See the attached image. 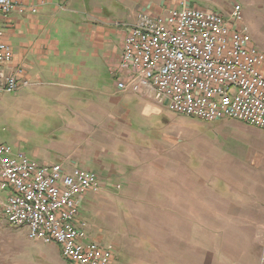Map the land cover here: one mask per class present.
Masks as SVG:
<instances>
[{
	"label": "rangeland",
	"instance_id": "obj_1",
	"mask_svg": "<svg viewBox=\"0 0 264 264\" xmlns=\"http://www.w3.org/2000/svg\"><path fill=\"white\" fill-rule=\"evenodd\" d=\"M125 38L117 44L124 47ZM38 96H0V144L60 164L69 151L58 142L68 135L58 130L57 103ZM144 100L131 124L88 135L69 158L102 185L79 200L91 239L113 246V264H186L201 250L207 264H264V130L231 119L204 122ZM0 264L67 261L55 245L30 240L0 217Z\"/></svg>",
	"mask_w": 264,
	"mask_h": 264
},
{
	"label": "built area",
	"instance_id": "obj_2",
	"mask_svg": "<svg viewBox=\"0 0 264 264\" xmlns=\"http://www.w3.org/2000/svg\"><path fill=\"white\" fill-rule=\"evenodd\" d=\"M16 10L26 8L0 0L1 16ZM14 57L0 28V96L33 86L21 71H8ZM114 78L118 91L175 114L264 130V52L253 45L240 5L229 19L185 7L158 19L141 16L125 38ZM101 189L93 171L39 163L0 144V217L25 228L30 240L55 245L67 264H113V246L91 239L78 204Z\"/></svg>",
	"mask_w": 264,
	"mask_h": 264
},
{
	"label": "crops",
	"instance_id": "obj_3",
	"mask_svg": "<svg viewBox=\"0 0 264 264\" xmlns=\"http://www.w3.org/2000/svg\"><path fill=\"white\" fill-rule=\"evenodd\" d=\"M16 2L26 8L24 13L16 10L7 17L0 15V28L5 31L6 41L15 55L8 71H21L22 78L33 84L20 93L27 97L37 94L41 100L52 99L58 103L61 122L58 130L61 135H68L66 138L61 136L58 144L69 151L59 160L67 167L81 166L79 159L74 162L71 157H75L74 153L76 157L80 154L78 150L85 145L88 135L105 134L108 129L111 132L128 125L137 102L144 100L133 93L118 91L114 78L123 52L122 43L117 42L122 38L124 41L141 16L158 19L185 7L218 13L229 19L233 8L240 5L253 45L264 52V0ZM32 7L38 8L36 14L31 12ZM245 7L250 11L245 13ZM145 109L150 114L158 113V109L149 103H145ZM187 245L191 247L192 244L188 242ZM201 252L188 255L184 263L207 264L206 254Z\"/></svg>",
	"mask_w": 264,
	"mask_h": 264
},
{
	"label": "trees",
	"instance_id": "obj_4",
	"mask_svg": "<svg viewBox=\"0 0 264 264\" xmlns=\"http://www.w3.org/2000/svg\"><path fill=\"white\" fill-rule=\"evenodd\" d=\"M57 102L56 101H53V105L56 104ZM57 106H58V103H57Z\"/></svg>",
	"mask_w": 264,
	"mask_h": 264
}]
</instances>
